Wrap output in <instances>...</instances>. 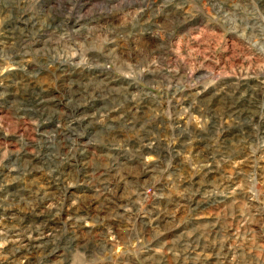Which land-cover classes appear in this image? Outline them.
<instances>
[{
  "label": "rangeland",
  "instance_id": "1",
  "mask_svg": "<svg viewBox=\"0 0 264 264\" xmlns=\"http://www.w3.org/2000/svg\"><path fill=\"white\" fill-rule=\"evenodd\" d=\"M0 264H264V0H0Z\"/></svg>",
  "mask_w": 264,
  "mask_h": 264
}]
</instances>
